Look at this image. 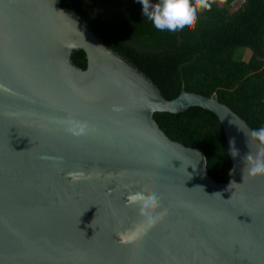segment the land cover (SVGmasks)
Here are the masks:
<instances>
[{"label": "water", "instance_id": "1", "mask_svg": "<svg viewBox=\"0 0 264 264\" xmlns=\"http://www.w3.org/2000/svg\"><path fill=\"white\" fill-rule=\"evenodd\" d=\"M59 1L0 0V264H264V175L244 172L258 143L241 128H252L216 97L183 87L167 100ZM192 107L223 126L227 182L154 118ZM68 119L88 133H68ZM73 171L91 179L72 182ZM144 189L167 214L122 244L140 222L126 196Z\"/></svg>", "mask_w": 264, "mask_h": 264}, {"label": "trees", "instance_id": "2", "mask_svg": "<svg viewBox=\"0 0 264 264\" xmlns=\"http://www.w3.org/2000/svg\"><path fill=\"white\" fill-rule=\"evenodd\" d=\"M217 0L198 12L191 32L157 30L142 13L139 0H60L108 48L137 67L167 100L184 87L189 93L216 97L251 128L264 127V0ZM251 56L245 60V51ZM72 63L86 67L83 51ZM160 128L173 141L201 149L209 175L227 182L232 168L225 131L218 117L192 107L156 113Z\"/></svg>", "mask_w": 264, "mask_h": 264}, {"label": "clouds", "instance_id": "3", "mask_svg": "<svg viewBox=\"0 0 264 264\" xmlns=\"http://www.w3.org/2000/svg\"><path fill=\"white\" fill-rule=\"evenodd\" d=\"M139 2L142 5L143 16H146L157 30L162 32H191L196 27L198 12L211 10L217 0H139ZM114 110L119 109L115 108ZM62 123L66 125V131L76 137L86 135L89 131L86 121L68 119ZM241 130L250 137V141L258 143V149L255 153L250 152L245 157L244 172L252 177L264 175V127L251 130L250 133L242 128ZM250 141L249 147L252 148ZM230 143L234 145V141ZM232 155L234 157L238 155V151L234 147ZM67 175L72 182L91 179V176L83 171H73ZM126 206L136 208L140 222L117 234L119 242L122 244L134 243L158 222L162 221L167 214V209L157 212V209L161 207L160 197L155 193H149L146 189L129 191L126 196Z\"/></svg>", "mask_w": 264, "mask_h": 264}, {"label": "rangeland", "instance_id": "4", "mask_svg": "<svg viewBox=\"0 0 264 264\" xmlns=\"http://www.w3.org/2000/svg\"><path fill=\"white\" fill-rule=\"evenodd\" d=\"M243 1L244 0H237L234 3L233 8L237 9L243 3ZM250 56H251V51H249V50L245 51V56H244L245 60H248L250 58Z\"/></svg>", "mask_w": 264, "mask_h": 264}]
</instances>
